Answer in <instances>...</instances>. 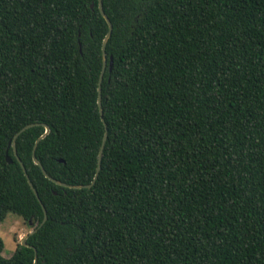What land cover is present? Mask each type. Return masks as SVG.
Masks as SVG:
<instances>
[{
    "label": "trees",
    "instance_id": "trees-1",
    "mask_svg": "<svg viewBox=\"0 0 264 264\" xmlns=\"http://www.w3.org/2000/svg\"><path fill=\"white\" fill-rule=\"evenodd\" d=\"M102 9L103 121L98 0H0V264H264V0Z\"/></svg>",
    "mask_w": 264,
    "mask_h": 264
},
{
    "label": "water",
    "instance_id": "water-1",
    "mask_svg": "<svg viewBox=\"0 0 264 264\" xmlns=\"http://www.w3.org/2000/svg\"><path fill=\"white\" fill-rule=\"evenodd\" d=\"M92 7V6H91ZM98 10L100 12V14L102 15V17L106 20V23L108 25V32L106 34V36L104 37L103 39V42H102V68H101V72H100V75H99V79H98V88H97V106H98V110H99V114H100V118L101 120L103 121V115H102V109H101V82H102V77H103V73H104V70H105V66H106V55H105V44H106V41L108 39V37L110 36V32H111V29H112V26H111V23L109 21V19L107 18V16L105 15L103 9H102V0H98ZM111 66H112V61L110 60V69H111ZM35 124H28V125H25L24 127H22L13 137L12 141L9 143V146L11 145L12 148H13V152H14V156L17 160V162L19 163V165L21 166L22 168V171L27 179V182L29 184V186L31 187L34 195L36 196L38 202L41 204V207L43 209V213H44V217H43V220L41 222V224L38 226L41 227L43 225V223L46 221L47 219V215H46V211H45V208L43 206V204L41 203L38 195H37V191L35 190V188L33 187V184L31 183L27 173H26V170H25V167L24 165L22 164V162L20 161V159L18 158L17 156V153H16V148H15V140L16 138L21 134L23 133L26 129L30 128L31 126H33ZM44 128H45V131L44 133L35 141V144L33 146V149H32V160H33V163L36 164L37 166H39V168L41 169L42 173L44 174V176L46 178H48L49 180H51L52 182H54L55 184L57 185H60V186H63V187H66V188H69V189H89L93 186V184L95 183L97 177H98V174H99V171L101 169V158H102V153H103V149H104V146H105V142H106V138H107V131L105 129V132L103 134V137H102V140H101V143H100V147H99V150H98V154H97V163H96V168H95V173H94V176H93V179L91 180L90 184L88 185H79V186H74V185H67L65 183H61L55 179H53L52 177H50L44 170V168L42 167V165L40 164V162L36 159L35 157V149H36V146L38 144V142L48 134L49 132V127L45 124H43ZM6 161L8 163H11V159L8 157V155L6 154ZM38 228H35L33 229L28 235H26L24 237V239L21 241V244L22 246H26L28 247V245L25 243V240L28 238L29 235H32L34 234ZM34 250V262L33 264H36L37 262V254H36V250Z\"/></svg>",
    "mask_w": 264,
    "mask_h": 264
},
{
    "label": "rangeland",
    "instance_id": "rangeland-1",
    "mask_svg": "<svg viewBox=\"0 0 264 264\" xmlns=\"http://www.w3.org/2000/svg\"><path fill=\"white\" fill-rule=\"evenodd\" d=\"M33 228V224H28L19 216L12 213L7 214L5 219L0 223V237L4 244L2 256L9 258L18 243H20Z\"/></svg>",
    "mask_w": 264,
    "mask_h": 264
}]
</instances>
